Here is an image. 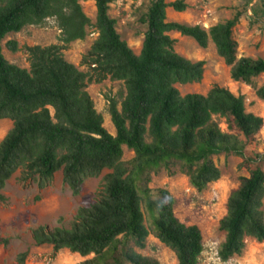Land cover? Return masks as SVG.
Listing matches in <instances>:
<instances>
[{
	"label": "trees",
	"instance_id": "1",
	"mask_svg": "<svg viewBox=\"0 0 264 264\" xmlns=\"http://www.w3.org/2000/svg\"><path fill=\"white\" fill-rule=\"evenodd\" d=\"M92 1L96 37L80 60L88 70H81L62 53L90 24L76 0H0V118L11 121L0 139V201L6 199L1 190L16 170L20 180L34 178L39 188L60 170L76 195L85 178L107 168L96 198L77 208L70 226L38 224L31 228L34 243L50 244L52 252L66 247L89 255L75 264H159L134 248L144 247L149 234L144 201L155 236L174 252L177 264H198L203 248L199 227L174 215L166 189L147 185L148 170L177 161L200 190L220 175L212 155L232 152L247 174L239 175L218 219L224 231L218 255L227 259L240 253L248 236L264 240V156L247 150L260 132L262 116L246 111L244 95L225 86L181 94L174 85L200 80L204 61L177 53L171 30L191 36L200 46L210 39L235 81L249 82L264 72V57L237 53L233 28L238 16L205 29L167 19L166 8L182 11L185 0H149L140 17L145 30L135 53L109 15L111 0ZM64 6L68 14L61 11ZM52 12L63 19L64 43L25 45L28 67L9 61L2 52L3 37ZM6 46L17 48L14 40ZM106 77L121 80L125 87L120 108L107 98L114 133L104 126L85 89L88 80ZM255 94L264 98V82ZM216 117L223 118L225 129ZM123 145L133 151L126 162L121 159ZM25 255L22 251L17 259L23 262Z\"/></svg>",
	"mask_w": 264,
	"mask_h": 264
},
{
	"label": "rangeland",
	"instance_id": "2",
	"mask_svg": "<svg viewBox=\"0 0 264 264\" xmlns=\"http://www.w3.org/2000/svg\"><path fill=\"white\" fill-rule=\"evenodd\" d=\"M170 1V0H166ZM81 11L88 17L90 24L85 26L82 38L69 41L62 49L64 57L81 70L88 67L80 62L96 37L91 23L95 20V6L92 0H76ZM187 6L182 11L166 8L168 20L187 24H198L207 29L210 25L231 18L238 20L233 28L237 42L238 55L264 57V0H185ZM149 0H111L109 15L116 21L115 27L121 38L126 40L137 53L143 39L145 25L140 17L146 11ZM64 14L70 9L62 7ZM62 18L52 12L38 20L27 22L19 31L7 33L2 41V52L11 62L28 67L25 45L64 43L66 36ZM175 39L174 50L191 60H203V74L200 80L174 85L181 94L186 92L205 93L212 85L218 84L229 88L234 93L244 95L245 110L262 116L263 125L256 139L248 146L249 152H259L264 156V98L255 94V89L264 82V72L251 78L249 82L235 81L230 77L229 66L217 53L209 39L206 46H200L191 36L182 35L175 30L169 32ZM8 40L16 41V50L6 46ZM94 101L95 108L103 116L104 126L115 132L108 112V99L113 98L117 107L125 95L121 80L105 79L97 82L88 80L85 86ZM222 129H225L223 118L216 117ZM11 126L8 118H0V139ZM133 151L123 145L121 159L126 162ZM220 175L198 190L193 187L186 173L177 161L160 165L148 170L151 188L166 189L173 198L174 215L184 224H196L202 234L203 248L198 257V264H264V240L246 237L240 253L227 259L218 255L224 231L218 227V219L225 212V202L229 191L237 184L239 175L247 170L239 167L240 157L232 152L212 155ZM110 169H103L98 175L84 179L78 194L73 195L62 180L60 170L54 173L51 181L39 188L34 178L20 180L16 170L6 181L1 192L6 199L0 201V264H75L88 257L71 251L66 247L52 252L50 244H35L31 228L43 224L47 228L54 226L69 227L80 206L89 205L97 196L103 182V176ZM264 212V197H263ZM144 223L149 234L142 248L136 251L156 258L159 264H177L174 252L155 236L152 223L144 201L141 202ZM26 251L23 262L17 259L20 252Z\"/></svg>",
	"mask_w": 264,
	"mask_h": 264
}]
</instances>
